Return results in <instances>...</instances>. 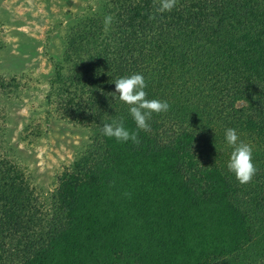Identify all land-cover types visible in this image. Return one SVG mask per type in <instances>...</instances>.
Returning a JSON list of instances; mask_svg holds the SVG:
<instances>
[{
    "label": "trees",
    "instance_id": "16d2710c",
    "mask_svg": "<svg viewBox=\"0 0 264 264\" xmlns=\"http://www.w3.org/2000/svg\"><path fill=\"white\" fill-rule=\"evenodd\" d=\"M92 1L63 30L47 94L88 133V163L39 200L0 158V264H264V0H177L155 20L154 0ZM134 73L170 105L139 145L101 132L136 128L112 94ZM229 128L253 148L247 184L227 169Z\"/></svg>",
    "mask_w": 264,
    "mask_h": 264
},
{
    "label": "rangeland",
    "instance_id": "374dc122",
    "mask_svg": "<svg viewBox=\"0 0 264 264\" xmlns=\"http://www.w3.org/2000/svg\"><path fill=\"white\" fill-rule=\"evenodd\" d=\"M95 4L0 0V78L9 86L0 90V158L20 170L39 200L49 199L62 174L89 160L88 133L61 119L47 94L50 59L60 54L65 26Z\"/></svg>",
    "mask_w": 264,
    "mask_h": 264
},
{
    "label": "clouds",
    "instance_id": "9594fccd",
    "mask_svg": "<svg viewBox=\"0 0 264 264\" xmlns=\"http://www.w3.org/2000/svg\"><path fill=\"white\" fill-rule=\"evenodd\" d=\"M177 5V0H154V13L149 15L150 20L156 19V14H163L172 11ZM111 14L104 17V31L107 32L112 23ZM115 92L120 101L128 105L130 116L135 122L136 128L126 127L124 118H114L111 122L104 123L101 132L104 136L114 138L118 142L132 141L139 145V132L150 131L149 121L154 113H165L169 111L170 105L167 101L158 99H148L145 88L147 87L145 78L142 74L134 73L131 75L117 78L114 82ZM226 142L233 150L227 163V169L234 174L240 184H247L252 181L257 173V167L253 162V148L250 144L240 140L237 131L229 128L225 133ZM130 196L131 193H125Z\"/></svg>",
    "mask_w": 264,
    "mask_h": 264
}]
</instances>
